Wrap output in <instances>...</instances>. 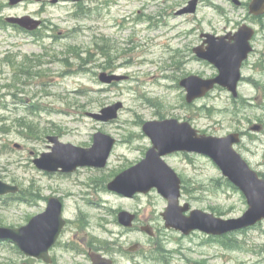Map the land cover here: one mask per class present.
Instances as JSON below:
<instances>
[{
  "label": "rangeland",
  "instance_id": "374dc122",
  "mask_svg": "<svg viewBox=\"0 0 264 264\" xmlns=\"http://www.w3.org/2000/svg\"><path fill=\"white\" fill-rule=\"evenodd\" d=\"M51 1L10 6L0 0V180L19 188L0 197V227L26 225L55 196L67 221L49 251L56 264L87 263L89 249L114 264H264V222L218 239L230 243L226 249L200 233L165 229L167 202L155 190L129 199L106 188L151 147L142 124L164 119L188 122L208 136L241 134L236 151L264 179V16L254 21L248 0H239L240 6L198 0L195 13L180 16L175 13L191 0ZM23 16L41 21V28L27 32L6 22ZM242 24L256 32L238 97L215 87L187 104L181 79L218 74L193 53L200 36H223ZM100 73L122 80L102 84ZM115 103L122 108L112 121L87 116ZM97 132L116 141L105 168L71 174L35 168L33 160L49 151L46 137L89 148ZM164 161L182 180L181 203L223 219L246 211L242 193L207 157L176 153ZM121 211L136 215L133 229L118 224ZM141 226L156 237L140 232ZM21 263L44 264L0 241V264Z\"/></svg>",
  "mask_w": 264,
  "mask_h": 264
},
{
  "label": "water",
  "instance_id": "95a60500",
  "mask_svg": "<svg viewBox=\"0 0 264 264\" xmlns=\"http://www.w3.org/2000/svg\"><path fill=\"white\" fill-rule=\"evenodd\" d=\"M26 1L8 0V3L10 6H15ZM197 2L198 0L189 1L187 7L178 11L176 15L195 13ZM234 3L239 4L237 0H234ZM248 9L253 16L263 15L264 0H251ZM6 22L27 31H34L41 25V21L29 16L9 17ZM253 34V29L242 25L231 37L202 35L205 38L203 44L195 47L193 52L198 59L213 65L218 75L211 79L189 76L180 80L179 86L186 92L187 104L203 98L215 86L226 89L233 98L238 97L240 69L249 53L252 52L249 41ZM98 79L102 84H111L113 81L122 80V77L100 73ZM121 108V103H115L103 108L98 114H87V116L99 122H109L117 118ZM252 130L259 131V127H253ZM142 132L150 140L151 147L139 163L119 173L107 184L109 191L132 198L136 194H147L153 189L156 190L167 202V207L161 213L164 227L183 235L200 231L207 235L222 236L264 221V179L260 178L236 151L235 145L241 141L239 133H231L224 137L208 136L199 134L190 123L179 122L176 119L145 122L142 125ZM46 139L51 144L50 152L42 153L39 158L33 160V164L37 169L47 173L69 174L81 167L104 168L115 143L114 139L101 132L93 135L90 148L63 144L55 136H49ZM173 153H194L209 158L220 170L222 176L244 196L247 209L242 216L223 219L201 210H190L187 203L180 205L181 180L163 159ZM17 192V187L0 181V196ZM61 212L60 200L51 197L48 199L45 211L32 217L26 225L17 229L0 227V241L9 240L26 257L50 264L48 251L55 244L65 225ZM117 221L120 226L131 228L135 215L121 211L117 215ZM140 231L154 237L150 226H143ZM136 249L135 245L129 250ZM88 255L92 264H112L109 259L100 254L90 252Z\"/></svg>",
  "mask_w": 264,
  "mask_h": 264
},
{
  "label": "flooded vegetation",
  "instance_id": "af4514ba",
  "mask_svg": "<svg viewBox=\"0 0 264 264\" xmlns=\"http://www.w3.org/2000/svg\"><path fill=\"white\" fill-rule=\"evenodd\" d=\"M254 21H257L256 19H253ZM252 20V21H253ZM234 32H228L227 34L231 37L232 36V34H233ZM255 36H253V38H254ZM253 38H252V40H253ZM252 40H251V42H252ZM48 200V199H47ZM61 200V199H60ZM40 214V213H39ZM67 222V221H66ZM155 233V232H154ZM193 233H200V232H193ZM192 234V233H191ZM200 234H203V233H200ZM203 235H205L206 237H208V238H210V239H212V240H214L213 238H211V237H209L208 235H206V234H203ZM90 252H94V253H98L97 251H93L92 249H89V251H88V254L90 253ZM88 258H89V255H88ZM50 259H51V263L50 264H56L55 263V260L50 256ZM113 262V261H112ZM83 264H92V262H91V260H90V258H89V261L87 262V263H83ZM113 264H114V262H113Z\"/></svg>",
  "mask_w": 264,
  "mask_h": 264
},
{
  "label": "trees",
  "instance_id": "16d2710c",
  "mask_svg": "<svg viewBox=\"0 0 264 264\" xmlns=\"http://www.w3.org/2000/svg\"><path fill=\"white\" fill-rule=\"evenodd\" d=\"M26 129L28 128V129H30L29 127H25ZM261 177V176H260ZM262 178V177H261ZM226 239L228 238V236H226L225 237ZM218 239H222V238H218ZM218 239H216V240H218ZM219 241V240H218ZM220 242V244L224 247V248H226V249H229L228 247H227V244H230L229 242H227V244H226V242H224V241H219Z\"/></svg>",
  "mask_w": 264,
  "mask_h": 264
}]
</instances>
